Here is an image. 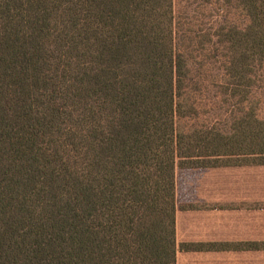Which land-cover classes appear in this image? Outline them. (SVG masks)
I'll return each instance as SVG.
<instances>
[{
	"label": "trees",
	"instance_id": "trees-1",
	"mask_svg": "<svg viewBox=\"0 0 264 264\" xmlns=\"http://www.w3.org/2000/svg\"><path fill=\"white\" fill-rule=\"evenodd\" d=\"M259 83L264 0H0V264H175L177 169L264 166Z\"/></svg>",
	"mask_w": 264,
	"mask_h": 264
},
{
	"label": "crops",
	"instance_id": "crops-1",
	"mask_svg": "<svg viewBox=\"0 0 264 264\" xmlns=\"http://www.w3.org/2000/svg\"><path fill=\"white\" fill-rule=\"evenodd\" d=\"M175 264H264V166L177 169Z\"/></svg>",
	"mask_w": 264,
	"mask_h": 264
},
{
	"label": "rangeland",
	"instance_id": "rangeland-1",
	"mask_svg": "<svg viewBox=\"0 0 264 264\" xmlns=\"http://www.w3.org/2000/svg\"><path fill=\"white\" fill-rule=\"evenodd\" d=\"M209 18V17H208ZM203 21V24L201 25V28L205 31L208 28H215L216 24L214 22H217L219 24V20L217 18H204L199 19ZM218 68V67H217ZM211 78L207 81V86L209 87L210 90V96L216 95L217 92H219V89L216 87L214 83L211 82ZM253 96H262V100L264 103V83H259L256 85V87L252 90ZM221 96H218V98H213L211 99V104H213L214 112L210 115L209 120L205 123L206 125L209 126H215L218 127L222 130L223 128H226L227 125L229 124V116L230 113L232 112V109L230 106H226L221 104ZM218 106H222V108L217 109Z\"/></svg>",
	"mask_w": 264,
	"mask_h": 264
}]
</instances>
